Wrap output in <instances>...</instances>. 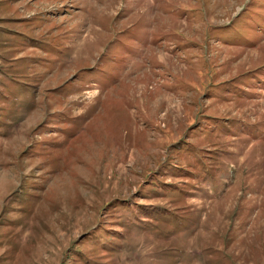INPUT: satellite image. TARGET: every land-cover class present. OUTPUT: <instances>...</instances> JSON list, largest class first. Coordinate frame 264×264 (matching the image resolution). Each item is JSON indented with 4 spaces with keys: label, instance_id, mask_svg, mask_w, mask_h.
Wrapping results in <instances>:
<instances>
[{
    "label": "rangeland",
    "instance_id": "374dc122",
    "mask_svg": "<svg viewBox=\"0 0 264 264\" xmlns=\"http://www.w3.org/2000/svg\"><path fill=\"white\" fill-rule=\"evenodd\" d=\"M0 264H264V0H0Z\"/></svg>",
    "mask_w": 264,
    "mask_h": 264
}]
</instances>
